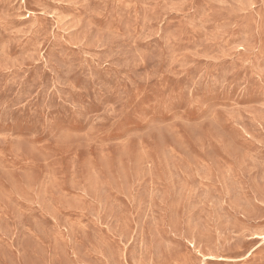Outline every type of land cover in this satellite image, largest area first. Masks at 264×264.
Returning a JSON list of instances; mask_svg holds the SVG:
<instances>
[{
  "label": "rangeland",
  "instance_id": "obj_1",
  "mask_svg": "<svg viewBox=\"0 0 264 264\" xmlns=\"http://www.w3.org/2000/svg\"><path fill=\"white\" fill-rule=\"evenodd\" d=\"M264 0H0V264H264Z\"/></svg>",
  "mask_w": 264,
  "mask_h": 264
},
{
  "label": "bare ground",
  "instance_id": "obj_2",
  "mask_svg": "<svg viewBox=\"0 0 264 264\" xmlns=\"http://www.w3.org/2000/svg\"><path fill=\"white\" fill-rule=\"evenodd\" d=\"M259 238H260V239H262V240H264V235H262V236H259Z\"/></svg>",
  "mask_w": 264,
  "mask_h": 264
}]
</instances>
